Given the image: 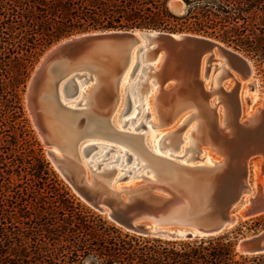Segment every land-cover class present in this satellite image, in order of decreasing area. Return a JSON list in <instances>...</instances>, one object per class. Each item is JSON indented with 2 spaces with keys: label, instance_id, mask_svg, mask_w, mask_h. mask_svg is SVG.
Masks as SVG:
<instances>
[{
  "label": "trees",
  "instance_id": "16d2710c",
  "mask_svg": "<svg viewBox=\"0 0 264 264\" xmlns=\"http://www.w3.org/2000/svg\"><path fill=\"white\" fill-rule=\"evenodd\" d=\"M0 0V264H264L224 236L164 240L122 231L71 193L28 129L21 92L52 43L89 29L215 37L264 63V0ZM180 21V22H179Z\"/></svg>",
  "mask_w": 264,
  "mask_h": 264
},
{
  "label": "water",
  "instance_id": "95a60500",
  "mask_svg": "<svg viewBox=\"0 0 264 264\" xmlns=\"http://www.w3.org/2000/svg\"><path fill=\"white\" fill-rule=\"evenodd\" d=\"M169 4L174 13H183L184 6L180 0H170ZM132 57L134 65L131 75L140 63L159 60V69L155 73L158 81L155 101L158 105L165 99H200L206 103V113L213 115V122L216 121L214 106L207 105L212 91L206 89L203 84L211 65L216 66L217 60L220 59L230 72L236 74L242 73L243 69L249 71L250 64L254 69L252 61L240 51L215 37L197 33L113 29L71 35L45 52L26 87V105L38 134L44 138V144L51 146L43 122L42 103L47 94L52 96L58 111L74 115L77 130L84 129V109L77 107L81 102H76V106L71 108L60 98L58 85L64 76L68 73L72 75L61 86L63 100H67L76 94V78L92 77L91 71L83 69L80 63L89 60L111 61L112 74L114 73L115 77L110 80L111 87L104 91L102 97L113 99L118 90V76ZM148 65L150 67V64ZM201 66L204 67L203 78L200 76ZM227 78L234 81L233 76L229 75ZM227 78L223 81L227 82ZM234 86H237L235 81ZM132 87L140 97L146 91L145 85L140 81H136ZM217 91H220L221 95L231 93L222 88ZM124 97L126 112L131 104L127 90H124ZM110 114L111 111L103 114L108 124ZM202 122L206 132L214 135V141L218 136L222 137L225 149L215 150L219 158H222L220 164L205 169L192 166L194 164H181L172 157L165 158L152 153V157L176 166L177 173L168 176L155 174L153 180L142 175L139 181L131 186H111L115 174L113 166L99 170L101 163L108 160L106 154L111 148L96 161L95 167L88 164V178L85 176V169L60 148L61 157L49 149L47 156L61 177L89 208L104 215L112 224L126 232L172 241L217 236L239 220H248L264 214V189L259 182L239 216L235 211L249 194L253 158L262 157L259 175L264 174V137L260 136L259 132L252 134L254 128H247L252 123L230 124L229 131L224 133L223 127L219 128L217 122H214L212 128L213 122L209 123L204 118ZM109 125L111 127V123ZM256 125L257 123L253 126ZM140 126L145 125L141 123L135 129ZM116 133L141 137L139 134L122 130H116ZM248 136H251V140L244 144L242 140ZM81 138H84L83 133L74 140L75 149ZM259 140L262 142L259 143ZM232 144L235 145L231 146ZM142 147L145 149V146ZM94 148L95 143L86 144L82 150L83 155L87 156ZM125 155L127 163L131 154L126 151ZM129 172L124 170L118 179L125 180ZM157 226L167 227L168 230L157 229ZM235 250L242 255L264 253V229L237 239Z\"/></svg>",
  "mask_w": 264,
  "mask_h": 264
},
{
  "label": "bare ground",
  "instance_id": "6f19581e",
  "mask_svg": "<svg viewBox=\"0 0 264 264\" xmlns=\"http://www.w3.org/2000/svg\"><path fill=\"white\" fill-rule=\"evenodd\" d=\"M148 64H150V67ZM133 65H134V58L132 57L130 59V61L128 62V64L122 69V72L120 73V75L118 76V90H116L117 91L116 96L113 99H109V98L102 97V94L104 93V91L108 90L111 87L110 80H114V77H115L114 73L112 74L113 63L111 61H102V60H98V61L89 60V61H84V62L80 63V66L83 69H85V68L89 69L92 73V76L94 75L96 77V83L94 84V87L92 88L90 97H88V99H89L88 102H86L85 104H82L81 100H78L83 105L82 108L84 109V114L86 116V121H85V125H84L83 130H77V123L75 121L76 118L74 117V115H72L70 113L65 114V113L58 111L57 107L53 103L52 96H50V94H47V96L44 97L42 104H43V111H44L43 122H44V125H45L46 130H47L46 135L48 136V139L51 143V146H49L48 149L51 150L56 156L61 157V154L58 153L57 147H53L54 144H57L60 147L66 148L70 153H72V149H71L72 148V141L76 140L82 133H83V136L84 135H99V136H103L104 138L114 140V141H117V140L124 141L126 143L127 149L129 151L131 150L133 152V150H136L139 153V155L136 157L137 162L135 163V165L131 169H129L130 165L132 164L131 163L132 162L131 161L132 160V154L131 153H130L131 159L129 160V162L126 163L125 152L127 151L129 153L128 150L122 149V154H120L121 153L120 151L119 152L116 151L117 154L118 153L119 154L116 155V157L113 160L109 161V163H111V162L115 163L114 161H119L121 163L122 160H125V162L122 161V163L120 164L119 167L123 170V173H124V170L130 171L129 173H127V175L132 173L131 176H129V177L127 176L128 178L126 177L127 180H123V181L118 179L119 175H118V173H116V175L113 176V178L111 180V186L116 187V188L119 186H131V185L135 184L136 181H134L133 178H135L141 174L139 172L140 167H149V170H148L149 174H147V175L144 174L143 176H147L150 180H153V175H155V174L158 176H168V175L176 174L177 173V168H175L176 166L169 165L167 163H164L163 161H160L157 158L152 157L153 152H151L145 146V144L142 142L141 137H139L138 135H137L138 137H135V136L125 135V134H123V136H122V135L116 133L117 129H115L112 126V124L110 127V125H109L110 123L108 124V122L106 121V117L103 116V114L106 113L107 111H111V114H112L114 109H116V112L114 111L115 113L119 112L117 110L120 109V105L122 104V103L119 104V101L121 100L122 91L127 90L128 93L130 94V99H131V94L136 92V89L133 90L132 86H133V84H135L136 81H140L141 83H143V85H145L146 91L149 89L147 93H150L151 96L153 95L154 108H155L156 113L158 114V116L160 118L159 120H161L162 123H164V124L173 123V125L172 124L171 125L174 127L177 125L180 126V124L184 122L183 124H184L185 128L182 127V129H184V131L181 130L182 132H180V131H179V133L177 132L178 134L176 133V135L174 137L172 135H171L172 137L170 136L172 139V144H171L172 147H174L176 145L175 142L179 141L176 139L177 138L179 139L181 135L183 136L184 145L189 146L188 145V138L190 137V134L192 131H196V134L192 135L194 148L197 149L199 147L200 143H206V144L208 143L211 145L213 152L207 148H200L199 149L200 152H203V153L199 156V158L202 161H200L201 163L199 162V163H196L192 166H198V167H202V168L207 169L209 167H214V166L220 164L222 158H219L218 156H216L214 154V152H215V150L217 151V150L225 149V146L223 145V143L221 141V139H222L221 136L220 137L218 136V138L214 141V139H213L214 135H209L206 132V129L203 128V122H202L203 118L207 119V121L209 123L213 122V119H212L213 115L211 116L210 113H206L207 112V110L205 109L206 103H204L200 99L199 100L198 99H196V100H182V101L176 100V99H165V100H162L160 105H158L157 101H155V99L157 97V93H158V81L156 79L155 73L159 69V60L155 59V60H149L147 62L140 63V65L137 67V69L131 75ZM249 66H250L249 71H244V69H243V71H241L242 73L236 74V73L230 72V70L227 68V66L220 59L217 60L216 66L211 65V67H210L209 71L207 72L206 77L204 78V81H203L205 88L212 91L210 99L207 101V103H208L207 105L209 107L214 106L213 111H215L214 116H216V121H214V122H217V126L219 128L223 127L224 133L228 132L229 131L228 129H230L231 125H233L235 123H237V124L243 123L244 125H247V123H252V124H250V126L247 127V128H250V127L254 128V131H252V134L255 132H259V135L264 137V100L262 103H259L260 104L259 107H257L254 112H248V114H246L245 117H242V106L241 105H243V104H241V102H242L241 92L243 91L242 86L244 83L241 81V79L242 78L249 79L252 77L253 72H254L253 66H252V64H250ZM65 69H69V68H64V70ZM203 72H204V67L201 66V68H200L201 78H203ZM144 73H146V77L144 80H141ZM227 74H229L230 76H233V79L236 82L237 86H234V84H233L234 87L231 85V87L228 88L229 86H226L225 83L224 84L221 83L223 79H225L226 77H229V75L227 76ZM69 76H72V75H70V73H68L66 76H64L62 78V81H60V83L58 85V89H60L62 83L67 78H69ZM75 83H76V81H75ZM83 83H84V81H83ZM76 85H77V83H76ZM218 88H222L224 90L231 91V93L230 94H228V93L223 94L222 93V95H221V92L217 91ZM163 89H165V87ZM245 91H246V89H245ZM147 93H145V94H147ZM263 97H264V93H263ZM133 98H134V94H133ZM124 99H125V97H124ZM139 102L138 101L133 102L134 105L132 107L133 108L132 113H130L131 117H133V116L135 117V115H138L140 113V110H139L140 109V103ZM143 102H144V108L147 111L154 113L152 111V100H151V97H149V95L146 96V99L143 100ZM220 103H221L222 107L224 106L223 108L219 105ZM222 103H223V105H222ZM75 106H76V102L73 104L72 108ZM130 107H131V104H130ZM130 107H129V109H130ZM129 109H128V111H129ZM124 110H123L124 114L128 112V111L124 112ZM111 114H110V116H111ZM131 117H129V118H131ZM140 119H141V117H140ZM196 119L198 120L197 123L195 121ZM153 120H154V118H153ZM130 121H131V119H130ZM149 121H151V120H149ZM214 122L211 124V128H212ZM126 123H127V121H125V123L123 125H125ZM256 123H257V125L253 126ZM101 125H104L103 127H105L106 132L94 134L95 132H98L97 130L101 127ZM139 125H137V126H139ZM255 127H257L258 129H256ZM175 130H176V128H175ZM108 133H110L112 135H110ZM205 133H207V134H205ZM139 135H141V134H139ZM41 139L44 141V138L42 136H41ZM260 139H262V138H260ZM247 140L250 141L251 136L246 137L242 141L244 142V144H246ZM258 142L260 143L262 141L259 140ZM94 143L96 144V147H98L100 144V143L98 144L97 142H94ZM141 145L145 146V149ZM234 145L235 144H232L231 146H234ZM239 147H240V149L242 148L240 145H239ZM110 148H111V150L106 154V156L112 150H115L114 145H111ZM108 149H109L108 146L107 147L104 146L102 149H100L101 150L100 152L102 154H98L97 152L95 154H93V157L95 155H97V156L99 155L97 160L94 161V159H96V158L90 157L88 159L89 161L87 160L88 163L94 162L92 165V166H94L96 164V161L101 159L104 156V153ZM155 152H157V151H155ZM64 153L73 159L71 154L67 153L66 151ZM153 154H157V153H153ZM159 154H157V155H159ZM163 155H165V156H163ZM163 155H160V156H163L165 158L171 157L170 153H165ZM140 158L143 159L145 161V163H141V165H140ZM189 158L190 157H187L186 160H189ZM76 163H78V162H76ZM78 164L81 165L84 169L86 168L85 165H83L82 163L81 164L78 163ZM106 168H110V167H106ZM115 168H116V166H115ZM87 173L85 170V176L88 178L89 174H87ZM143 173H144V171H143ZM256 184H258V183L254 182L253 184H251L249 192H248L250 195L249 194L246 195L242 204L237 206L238 209H235L236 214H238V216L241 213V211L244 210L245 206L248 204L249 197L254 194ZM260 186L263 189L264 186H262L261 183H260ZM153 227H155V226H153ZM157 229L168 230L167 227H160V226H157Z\"/></svg>",
  "mask_w": 264,
  "mask_h": 264
},
{
  "label": "rangeland",
  "instance_id": "374dc122",
  "mask_svg": "<svg viewBox=\"0 0 264 264\" xmlns=\"http://www.w3.org/2000/svg\"><path fill=\"white\" fill-rule=\"evenodd\" d=\"M170 7H171V5H170ZM183 10H184V8H183ZM175 29H176L175 31H171V32L194 33V32H191L192 30L190 28H187L186 25L178 26ZM104 30L105 29H97V30L96 29H89V30H85V31L74 33L72 35L83 33V32L104 31ZM106 30H113V29H106ZM67 37H69V36H67ZM67 37L61 38L58 41L52 43L48 48H46L42 52V54H40V56L37 58V60L33 64V68H32V70L30 72V76L32 75L33 71L37 67L39 61L41 60V58L45 54V52L48 51L57 42H59L62 39H65ZM238 51H240V50H238ZM241 53H243V52H241ZM244 55L247 56L246 54H244ZM247 57L252 61L253 65H254V69H253L254 72H253V75H252L251 78H249V79L242 78L241 79V81L244 83L243 86H242V88H243L242 90L243 91L241 92V100H242L241 104H243V105H241L242 106V117H245V115L248 114V112H254L255 109L257 107H259V105H260L259 103H262L263 100H264V97H263V93H264V63H261V62L255 60L254 58H251L249 56H247ZM30 76H29V78H28V80L26 82V85L24 87L23 92H21L22 105H23L24 112H25V118L27 119L28 129H30L31 134L35 137L36 141L38 142V144H39L38 148L41 149V154H42L43 158L46 159V161L49 163V167L54 171V173L57 175L58 179H60L69 188L71 193H73L78 198V200H80L82 203H84L76 195V193L70 188V186L67 184V182L61 177V175L58 173V171L54 168V166L50 162V160H49V158L47 156V149L49 148V146L47 144H44V141L41 139V136L38 134L37 129H36V127L33 124L32 118H31V116L29 114V111H28V108H27V105H26V96H25L26 95V87H27V84L29 82ZM86 77L87 78H85L84 76H81L79 78H76L77 92H76V94L74 96H70L69 98H67V100H63L64 98H63V94H62V89L60 87V89H59L60 98L62 99V102L64 104H66L67 106H71V108H72L73 104L75 102H77L78 100H81L82 104H85L86 102H88V100H89L88 97H90L92 88L94 87V84L96 83V77L94 75L92 77H89V76H86ZM145 77H146V73L143 74V77H142L141 80H144ZM227 79H228L227 82H224L226 80L223 79L224 81L222 80L221 83H223V84L225 83V85L229 86L228 88H230L231 85L233 86L234 81H232V78H227ZM83 81H84V83H83ZM245 89H246V91H245ZM148 90L145 91L142 94L141 98H140V95L137 92L131 94V107L129 109L130 112L128 111L125 114L123 113V110L125 109V104L126 103H125V99H124V90L122 91L121 100L119 101V104L122 103L121 104L122 106L120 105V109L117 110L119 112H117V113H115L116 109H114L112 114H111V116H110V118H109L110 123L112 124V126L115 129L122 130V131H129V132H133V133H136V134H141L142 142L145 144V146L151 152L157 153V154L160 153L159 155H163L165 153H170L172 158L174 156H176V157L173 158V159H175V161H179L181 163L196 164V163H199L200 161H202L199 158V156L203 153V152H200V150H199L200 148H207V149H209L210 151L213 152V149L211 148V145L208 144V143L207 144L206 143H200L199 147L197 149L194 148L192 135L196 134V131H192L193 133L191 132L190 137L188 138V145L189 146L184 145L183 136L181 135L179 139L178 138L176 139V140H179V141L178 142L176 141L175 142L176 145L174 147H172V145H171L172 144L171 137L172 136L174 137L177 132L179 133V131L180 132L184 131V129H182V127H184V124H183L184 122L181 123L180 126L177 125V126H174V127L172 126L173 123H170V124L169 123L168 124L162 123L161 120H159L160 118H159V116L156 113V110L154 108L153 95L151 96L150 93H147ZM145 93H147V94H145ZM133 94H134V98H133ZM148 95H149V97H151V100H152V111L154 113H152L150 111H147L144 108L143 100H145L146 96H148ZM132 101L133 102L134 101H138V102L140 101L139 102L140 103V109H139L140 113L138 115H135V117L134 116L131 117V115H130V113H132V109H133L132 107L134 105ZM82 104L80 106H77V107L82 108L83 107ZM219 105L221 106V103ZM222 105H223V103H222ZM129 117H131V118H129ZM140 117H141V119H140ZM153 118H154V120H153ZM130 119H131V121H130ZM149 120H151V121H149ZM125 121H127V123L125 125H123L125 123ZM195 121H196V123L198 122L197 119ZM141 123L144 124L145 126H140L139 128L135 129V127L137 125L141 124ZM103 126L104 125H101V127L97 130L98 132H95L94 134H96V133H105L106 129ZM175 128H176V130H175ZM108 134H110V133H108ZM110 135H112V134H110ZM94 142H97L98 144L100 143L99 146L94 148L93 150H91L87 156H84L83 153H82L83 147L86 144L94 143ZM73 144H74V140L72 141V148H71L72 149V153H70L66 148L60 147L57 144H54L53 147H57V150H58L59 154H60V149L63 152L66 151L67 153L71 154L73 159L76 160L78 163H80V164L82 163L83 165H85V167L87 168V169L85 168L86 173L88 172L87 174H89L88 164L92 166L93 163H94V162L88 163V161H89L88 159L90 157L92 158L93 154H95L96 152L98 154H102L100 152L101 151L100 149H102L104 146L105 147L108 146V148H110L111 145H114V149L115 150H112L107 155L109 160L104 161L103 163H101V165L99 167V170H101L103 167H112L113 166L115 168V166H116L114 176L116 175V173H118L119 177L123 174V170L119 166L122 163V161L125 162V160H122L121 163L119 161H114L115 163H113V162L109 163V161L113 160L116 157V155L119 154V153L117 154V152L120 151L121 152L120 154H122V149L123 150H128L127 146H126V143L124 141H121V140L114 141V140H110V139L104 138L103 136H99V135H84V138H81L79 140L76 149L74 148ZM155 151H157V152H155ZM129 153L132 154V160H131L132 164L129 167V169H131L135 165V163L137 162L136 157L139 155V153L136 150H133V152L130 150ZM214 154L216 156L220 157L215 152H214ZM98 156L95 155L93 157V158H96V159H94V161L97 160ZM163 156H165V155H163ZM187 157H190L189 160H186ZM141 158H140V165H141V163H145V161L143 159H141ZM261 162H262L261 156L253 158V160H252V174H250V178L249 179L252 182V184L254 182H260L262 184V186H264V174L263 175H259V167H260ZM92 167H95V165L92 166ZM148 170H149V167H140L139 172L141 174L137 176L138 178L137 177L133 178L134 181L137 182V180L140 179L139 177L141 175L149 174ZM143 171H144V173H143ZM131 175H132V173L129 174L128 177L131 176ZM127 178L125 180H127ZM263 189H264V187H263ZM236 209H238V208H236ZM102 217L107 219L104 215H102ZM261 229H264V214L258 215L256 217L248 219V220H243V219L239 220L238 223H236L234 226L228 227L222 234H219L217 236H212V237H218V236L226 237V239H228L229 241L232 242V244L234 245V249H235V243H236L237 239H239L240 237H243L245 235L252 234V233H255L257 231H260ZM122 231H124V230H122ZM124 232H126V231H124ZM153 238H155V237H153ZM207 238H211V237H207ZM235 252H236V250H235ZM84 264H91V263H90V261L86 260Z\"/></svg>",
  "mask_w": 264,
  "mask_h": 264
}]
</instances>
